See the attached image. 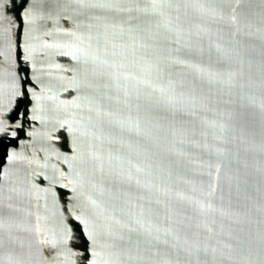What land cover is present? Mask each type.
<instances>
[{
    "label": "water",
    "instance_id": "water-1",
    "mask_svg": "<svg viewBox=\"0 0 264 264\" xmlns=\"http://www.w3.org/2000/svg\"><path fill=\"white\" fill-rule=\"evenodd\" d=\"M0 264H264V0H0Z\"/></svg>",
    "mask_w": 264,
    "mask_h": 264
}]
</instances>
